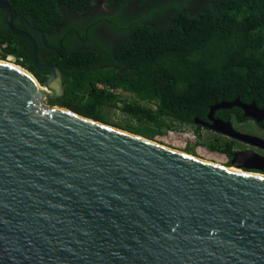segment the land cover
<instances>
[{
	"label": "water",
	"instance_id": "water-1",
	"mask_svg": "<svg viewBox=\"0 0 264 264\" xmlns=\"http://www.w3.org/2000/svg\"><path fill=\"white\" fill-rule=\"evenodd\" d=\"M0 10L33 46V65L51 73L41 86L0 60V264H264L263 157L236 153L237 173L45 106L65 95L62 73L39 64L6 0ZM233 107L264 119L237 100L213 107L212 125L197 123L264 150L262 139L214 120Z\"/></svg>",
	"mask_w": 264,
	"mask_h": 264
},
{
	"label": "trees",
	"instance_id": "trees-1",
	"mask_svg": "<svg viewBox=\"0 0 264 264\" xmlns=\"http://www.w3.org/2000/svg\"><path fill=\"white\" fill-rule=\"evenodd\" d=\"M6 1L15 29L30 35L38 49L43 37L56 49L48 62L61 71L65 95L50 107L151 141L165 130L189 127L199 137L208 130L216 137L203 146L227 158L231 168L240 144L197 122H208L213 107L237 100L264 110V0ZM99 1L114 14L67 16H82ZM0 43L7 44L1 61L23 59L17 65L44 84L47 73L33 65L32 45L13 35L2 10ZM108 109L127 121L113 123ZM215 117L250 120L238 107L220 109ZM186 153L196 156L194 149Z\"/></svg>",
	"mask_w": 264,
	"mask_h": 264
},
{
	"label": "rangeland",
	"instance_id": "rangeland-1",
	"mask_svg": "<svg viewBox=\"0 0 264 264\" xmlns=\"http://www.w3.org/2000/svg\"><path fill=\"white\" fill-rule=\"evenodd\" d=\"M15 65L18 66L17 64ZM41 86L43 85L41 84ZM125 96L128 97V95ZM44 105L50 107L46 100L44 101ZM104 113L106 114L107 118L110 119L113 123L117 124L127 121L123 114H121L119 111H116L114 109L105 110ZM234 127L239 132L264 138V133L252 121L243 123L241 125H235ZM165 131L166 132L164 134L158 135L155 138L156 140L153 142H156L162 146H166L174 150L181 151L183 153H186L187 149H194L196 156L195 155H191V156L201 158L210 162H214L216 164H221L227 167L226 166V163L228 161L227 158H225L220 154L211 153L207 151V149L203 146L204 143H207L210 140H212L214 137H216L214 133L208 130H202L199 137L197 134L192 133V130L189 127L183 130L178 128V129L165 130ZM186 154L190 155L189 153ZM255 174L264 175L262 173H255Z\"/></svg>",
	"mask_w": 264,
	"mask_h": 264
},
{
	"label": "flooded vegetation",
	"instance_id": "flooded-vegetation-1",
	"mask_svg": "<svg viewBox=\"0 0 264 264\" xmlns=\"http://www.w3.org/2000/svg\"><path fill=\"white\" fill-rule=\"evenodd\" d=\"M114 12H115L114 9L109 10L106 7V4L104 2L99 1V2L96 3V5L89 12H87L86 14H84L82 16H79L78 14H76L74 12H71V11H68L67 12V16H69L70 20L71 19L78 20L79 18H85V19L86 18H91L93 15H108V16H110V15H113ZM42 42L44 44V48L43 49H38L37 44L35 42V44H36V50H37V60L39 62V58H41V60L43 61V63H40L39 62V64L41 66L54 67V68L58 69L57 67L51 65V63H50L51 61L48 62V60L50 59V57L53 55V51H55L56 49L54 47L47 46L45 37L42 38ZM25 49L28 51V48L25 47ZM33 52H34V49H33ZM38 71L41 72V73H43V74L47 73V75L45 74L46 75L45 82H46L47 79L50 77L51 73L50 72H47V71H40V70H38ZM213 118H214L215 121H219V122H223V123H231L233 127L235 125H241V124H243L242 122L238 123L237 121H233V120H227L226 121V120H224L222 118H217V117H215V114H214ZM249 121H252L264 133V127L262 125V123L264 122V119L259 124H257L256 122H254L251 119ZM207 123H209V124L212 125V122H209L208 121ZM244 123H247V122H244ZM234 129H235V127H234ZM235 131H237V130L235 129ZM237 132H239V131H237ZM239 133H242V132H239ZM242 134L250 135V134H246V133H242ZM251 136H255V135H251ZM255 137H258V136H255ZM258 138H260V139H262L264 141V138H261V137H258ZM237 142L240 144V146L236 150V153H240V152H252V153H255V154H257V155H259V156H261V157L264 158V150H262L260 148H257V147L249 146L247 144H243L242 142H239V141H237Z\"/></svg>",
	"mask_w": 264,
	"mask_h": 264
},
{
	"label": "bare ground",
	"instance_id": "bare-ground-1",
	"mask_svg": "<svg viewBox=\"0 0 264 264\" xmlns=\"http://www.w3.org/2000/svg\"><path fill=\"white\" fill-rule=\"evenodd\" d=\"M7 63V62H6ZM8 64H10V65H12V66H16V65H14V64H11V63H8ZM16 67H18V66H16ZM19 68H21V67H19ZM40 89L42 90V91H45V92H47V90L44 88V87H40ZM159 145V144H158ZM164 148H166V149H169V150H172V151H174V152H177V153H180V154H186V153H183V152H180V151H177V150H174V149H171V148H168V147H165V146H163ZM187 155V154H186ZM196 159H198V160H200V161H204V162H206V163H209V164H213V165H216V166H220V167H223V168H228V167H225V166H222V165H219V164H216V163H213V162H210V161H206V160H203V159H200V158H197V157H195ZM230 171H233V172H237V173H243L244 171L243 170H241V169H239V168H237V167H231V168H228ZM259 175V174H258ZM259 176H262V177H264L263 175H259Z\"/></svg>",
	"mask_w": 264,
	"mask_h": 264
},
{
	"label": "built area",
	"instance_id": "built-area-1",
	"mask_svg": "<svg viewBox=\"0 0 264 264\" xmlns=\"http://www.w3.org/2000/svg\"><path fill=\"white\" fill-rule=\"evenodd\" d=\"M7 49V44H1L0 43V54H2L5 50ZM19 61V63L23 62V59H17L12 55L7 56L5 62L7 63H11V64H17Z\"/></svg>",
	"mask_w": 264,
	"mask_h": 264
}]
</instances>
